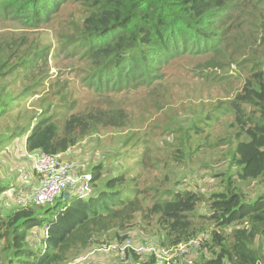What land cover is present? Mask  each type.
Segmentation results:
<instances>
[{
	"label": "trees",
	"instance_id": "trees-1",
	"mask_svg": "<svg viewBox=\"0 0 264 264\" xmlns=\"http://www.w3.org/2000/svg\"><path fill=\"white\" fill-rule=\"evenodd\" d=\"M71 8L77 17L72 12L61 16ZM249 8L254 12L244 13ZM242 17H258L257 44L247 38L235 42ZM8 23L20 28L0 35V152L25 137L26 153L56 155L98 127L117 131L129 124L127 111L109 104L83 113L71 107L59 129L58 109L71 106L69 92L55 96L51 111L41 107L39 114L21 107L36 93V82L51 76V47L39 44L38 37L31 42L29 33L48 24L61 39L57 48L77 57L85 85L95 92L143 88L162 80L163 65L175 59L197 62L196 74L210 78L222 71L221 81L232 77L228 69L250 66L241 85L225 96L227 103L220 102L237 128L233 138L226 137L228 149L220 155L228 169L212 175L221 179V189L204 194L169 185L150 196L138 177L122 173L105 187L94 185L85 200L61 195L42 205L11 204L4 212L2 207L0 264H66L92 246L108 245L99 240L105 234L119 242L130 239L120 234L136 227L137 218L143 229L159 231L164 248L199 239L200 259L194 264H264L258 250L264 245V193L248 200L242 188L264 181V0H0V25ZM149 151L140 155V166H146ZM213 156L217 161L219 155ZM90 175L93 185L101 177L100 167ZM9 189L0 183V194ZM200 206L205 211L197 214ZM131 257L133 264H159L154 255Z\"/></svg>",
	"mask_w": 264,
	"mask_h": 264
},
{
	"label": "rangeland",
	"instance_id": "rangeland-1",
	"mask_svg": "<svg viewBox=\"0 0 264 264\" xmlns=\"http://www.w3.org/2000/svg\"><path fill=\"white\" fill-rule=\"evenodd\" d=\"M72 7L77 9L76 6ZM71 12L74 17L78 16L72 8L63 11L61 16H67ZM253 12V9L249 8L244 13ZM240 25L234 33L235 42L240 45L241 41L247 38L257 44L260 40L261 25L258 17H242ZM19 28L13 23L2 24L0 35L16 32ZM29 33L31 42L38 37L39 44L41 42L42 46L51 47L48 56L51 76L45 82H36V93L26 98L21 107L25 106L29 112L38 111L39 114L43 112V108L51 111L52 105L56 103L55 96L59 98V93L69 92L71 106L64 105L61 106L62 109H58L59 116L56 121L59 129L70 115L71 107L83 113L92 107L105 108L110 104V107L120 106L128 113L127 127L117 131L98 127L97 133H92L78 145L64 152V158L74 163V174L77 177L90 175L94 168L100 167L99 180L92 185L91 178L89 179L91 194L94 185L105 187V183L122 173L127 174V177H138L141 188L149 187L150 196L169 185L175 191L189 189L204 194L221 189V179L212 178V175L228 169L225 167V156L220 155L228 149L226 137L233 138L237 128L231 126L235 121L230 110H225L224 107L227 106L220 105V102L227 103V93L245 80L249 63L239 67L238 71L228 69L232 73L228 83V80H219L222 71L210 78L206 73L196 74L197 62L191 59H175L163 65L162 80L143 88L129 92H95L85 85L86 78L82 73V66L76 63L77 57L57 48V42L61 39H56L49 24L39 31ZM208 116H211L212 120L207 121ZM3 127L4 125L0 124V130ZM194 127H200L201 133L195 134ZM24 139L25 137H22L11 141L10 147L4 146L0 152V183L10 187L4 194H0V209L4 207V210L1 209L3 212L11 208V204L34 203L32 195L40 185L39 176L32 167L30 154L24 150ZM146 150L150 151L144 167L140 166L138 161ZM213 155H219L217 161ZM207 166H212V170ZM244 186L242 188L248 200L264 193V181H250L244 183ZM69 196L77 197V194L70 193ZM204 211L205 208L200 206L197 214ZM137 224L136 227L122 232L120 237L125 235L136 244L153 245L157 250L162 249L160 261L168 259L174 264H194L200 259V253H193L191 249L186 254H181L179 249L173 248L165 252L164 249L167 248L162 247L158 241L159 231L143 229L139 218ZM38 236L37 233L32 241L37 243ZM99 240L105 244L110 242L108 245L119 243L113 240L110 233L99 237ZM255 244L259 245L258 240ZM100 248L92 246L76 254L66 264H133L131 254L121 257L115 253H102ZM258 250L264 257V245L259 246ZM139 256L141 259L147 257Z\"/></svg>",
	"mask_w": 264,
	"mask_h": 264
},
{
	"label": "built area",
	"instance_id": "built-area-1",
	"mask_svg": "<svg viewBox=\"0 0 264 264\" xmlns=\"http://www.w3.org/2000/svg\"><path fill=\"white\" fill-rule=\"evenodd\" d=\"M64 155V153L48 155L42 152H35L30 155L33 170L40 179V185L32 195L34 203L38 205L51 203L59 196L64 195V193H68L69 195L70 193H75L77 194V198H87L91 195L89 188L90 175L77 177L74 174V163L65 159ZM24 202L25 201H21V203ZM200 246V240L195 239L187 243H182L173 249H179L181 254L188 253L189 249H191L193 253H198L200 251ZM168 250L171 249H164L165 252ZM99 251L102 253H115V255L121 257L131 253L138 256L154 255L159 264H174L168 259H164V261L159 260L162 249L157 250L153 245H139L134 243L131 239L104 245ZM188 264H191V262H188Z\"/></svg>",
	"mask_w": 264,
	"mask_h": 264
},
{
	"label": "water",
	"instance_id": "water-1",
	"mask_svg": "<svg viewBox=\"0 0 264 264\" xmlns=\"http://www.w3.org/2000/svg\"><path fill=\"white\" fill-rule=\"evenodd\" d=\"M68 198V193H64V199Z\"/></svg>",
	"mask_w": 264,
	"mask_h": 264
}]
</instances>
